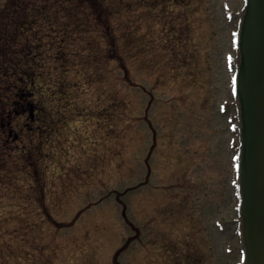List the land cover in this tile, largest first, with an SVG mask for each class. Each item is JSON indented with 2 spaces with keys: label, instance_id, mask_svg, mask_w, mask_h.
<instances>
[{
  "label": "rangeland",
  "instance_id": "374dc122",
  "mask_svg": "<svg viewBox=\"0 0 264 264\" xmlns=\"http://www.w3.org/2000/svg\"><path fill=\"white\" fill-rule=\"evenodd\" d=\"M70 1L0 0V264H237L243 0Z\"/></svg>",
  "mask_w": 264,
  "mask_h": 264
},
{
  "label": "water",
  "instance_id": "95a60500",
  "mask_svg": "<svg viewBox=\"0 0 264 264\" xmlns=\"http://www.w3.org/2000/svg\"><path fill=\"white\" fill-rule=\"evenodd\" d=\"M239 28L238 190L246 264H264V0H246Z\"/></svg>",
  "mask_w": 264,
  "mask_h": 264
},
{
  "label": "trees",
  "instance_id": "16d2710c",
  "mask_svg": "<svg viewBox=\"0 0 264 264\" xmlns=\"http://www.w3.org/2000/svg\"><path fill=\"white\" fill-rule=\"evenodd\" d=\"M64 1L71 2L70 0H51V2H55V3L57 2L58 4H60V6L67 9V6L65 5ZM79 1L82 4L83 3L87 4L90 6V8H92L91 11H89V12L93 16V19L95 21H99V23H101V25H103L105 22L107 23V19H108L109 14H111V10L105 9V8H103V6H108V0H79ZM112 2H113V0H112ZM12 8H13V5H12ZM13 11H14V8H13V10H9V12H8V14L9 13L12 14V15H10L11 16L10 20L14 19L13 21H15L16 19H18L19 21H21L20 19H21L22 15L20 16L19 12H16L15 14H13ZM5 15H7V14H5L4 12L0 13V24L3 23V18L5 17ZM26 15L27 14H25L24 16H26ZM49 20L51 21V19H49ZM3 26H5L4 23H3ZM20 79H21V81H24V84L21 85L20 87H18V95H17L16 100H21V102L23 103V105L21 104L22 109H24V110L28 109V113L30 114V116H32V118L35 119L34 115L36 114V101L31 100V99L29 100V98H27L29 96V94L31 93L29 89H31V87H33L32 80H30V78L27 77V73H24V75L20 76ZM22 86H26V89H24ZM40 105H42V104H40Z\"/></svg>",
  "mask_w": 264,
  "mask_h": 264
}]
</instances>
